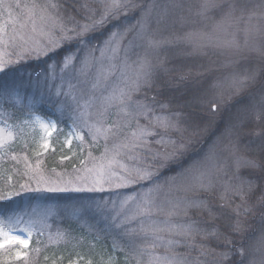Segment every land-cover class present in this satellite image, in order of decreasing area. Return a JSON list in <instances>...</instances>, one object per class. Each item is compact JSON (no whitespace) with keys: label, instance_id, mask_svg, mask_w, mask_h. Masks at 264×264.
Instances as JSON below:
<instances>
[{"label":"rangeland","instance_id":"obj_1","mask_svg":"<svg viewBox=\"0 0 264 264\" xmlns=\"http://www.w3.org/2000/svg\"><path fill=\"white\" fill-rule=\"evenodd\" d=\"M19 1L0 0V26H6L9 31L13 21L21 14L22 9L15 6ZM91 2L99 5L101 13L104 6L103 0H91ZM237 3H241L239 9L236 8L238 6ZM129 5L126 9V14L121 13V18L130 13V18L127 19L133 24L124 25L126 20L121 21L123 24L121 27H132L128 32L126 31L127 29L123 30L117 36L116 39L119 41L120 50L115 58L110 60L108 58L110 56L109 53L101 60V52L99 50L98 53H90L88 59L85 57V60L88 61V68L85 74H81L82 63H79L75 68H73L74 64L65 68L62 62L59 68H51L49 74L27 77L26 85L20 82L10 85L15 87L16 91L24 97V108L28 110V113L22 121L14 122L13 124L9 120H4V116L0 117V127L5 128V132L0 133V142L3 144V147H0V153L10 150L18 140L21 139L23 141L29 138L34 141L35 151H47L41 147L45 140L49 142V148H51L52 136L58 127L56 130L50 129L52 135L51 137L47 136L40 122L34 120L29 114L28 105L31 104L35 113L42 117L44 122L49 119L56 122L48 114V112L52 113L50 110L53 109L52 106L54 105L55 114L59 113V121H65L73 125L75 120V126L80 130L92 132L94 139H101L107 143L108 155H111L114 145L126 142L125 137H128L136 129L137 120L141 126L153 129L156 134L147 137V147L136 150L139 154V159L128 160L123 155L125 151L123 149H121L122 156L120 157L129 167L148 168L153 172L152 178L137 181L125 187L110 186L107 182L102 186L96 185L94 181L97 175V166L102 162L105 150L93 161L91 159L88 160V165H85L79 174L58 172L56 175H51L44 173L40 168L30 167L32 173L27 176L31 183L27 191H33L34 193L27 200L31 202L26 201V199L16 201L13 205L16 206L15 213L10 216L23 218L19 227H24L25 223L30 220L34 222L32 240L35 236L48 232L53 220L60 213L72 220L79 219L82 214L80 208L68 207L63 208V210L57 205L45 204L39 198L47 194L108 192L110 197L100 202L97 209L101 213L102 220H104L103 223L110 231L121 230V237L131 234L135 242L146 241L150 245L155 242L157 246L164 245V248L168 247L167 241L169 240H178L180 243H184L188 249H193L191 246L195 245L196 255L194 257H192L194 249L189 255L184 254L188 257L189 264H221L224 259L219 255L220 253L217 252V249H213L212 246L220 245L219 240L221 239H217L216 236L222 237L220 230H222L223 226L217 224L215 220H219L221 214H225L227 218H224L222 222H225L227 227H250L249 225L245 226V220L247 215H252V210L254 209L253 205L249 204L248 199L252 195L253 190H255V182L251 184L247 181L250 184L248 185L241 177L240 172L244 168H254L253 166L256 167V165L251 159L243 158L238 153L236 155L233 154L234 162L231 163L232 152L228 148L230 145L227 144L226 147L219 139V135H217V138H212L214 139L213 143L211 144L210 142L207 148L203 150L202 154H204L202 156L204 158L196 160L197 156L194 155L195 158L193 157L191 168L189 167L191 170L188 169L189 172H184L179 179L173 182L166 183L164 181L158 184L153 181L155 177L168 169V166L176 162L178 158L185 157L192 150L189 145L199 147L203 137L198 136L200 134L197 132H191L195 135L188 134L187 127H183L184 124L177 120L179 118L178 115L175 118H171L160 111H156L147 102V97L142 95V91L151 88L153 78L159 73L158 71L166 60L184 56L182 59H193L199 63L207 57L211 63V67H209L211 76L221 71L218 69L221 67L217 68L218 65L216 63L217 60H221L224 65L222 81L218 83L217 78L214 77L212 86H218L216 89L218 88V92L220 91L219 94L221 95L231 94L230 97H226L221 101L218 109L215 107L216 115L221 113L219 111L223 110L224 112L228 103L232 102L234 97L244 93V89L249 87L251 79H248L247 73L251 71L250 65L257 64L259 60L257 61L256 59L264 56V0H129ZM36 14L38 18L39 11ZM141 25H143L142 32ZM37 26H40L38 19ZM189 36L190 41L186 39ZM149 41L154 43L150 45ZM62 44L63 41L60 46L47 52L39 50L29 52L20 60L46 58L51 53L59 51ZM46 46V41H39L40 48ZM104 47L105 45L101 48L103 49ZM213 54L217 55V57L215 56L214 58ZM16 55L17 53L8 47L7 44L0 46V57H3V59H15ZM142 60H146L151 66L152 75L148 84H142L138 92L131 93V100L125 97V104L121 105L116 101L113 106L107 107L105 111L104 97L109 96L113 92L119 93L121 89L127 91V84L130 81L126 79L125 75H122L125 62L129 65L126 69L127 76L131 77ZM110 64L114 65L112 75L107 79H101L98 86L93 88V84L96 83L97 73ZM237 67L239 68L238 70L236 69ZM18 75L16 71L12 76L17 80ZM27 88H30V91ZM58 93L63 94L58 95ZM68 93L77 98L79 106H74L75 111L64 110L62 112V108L66 109ZM5 103L8 102L5 99H0V109ZM137 103L146 104L152 110L148 113L147 118L144 115L137 114ZM125 107L127 115L121 111V108ZM41 108H44L42 111L44 113L37 112ZM79 113H83V120L78 118ZM156 116L170 118L176 124V127L165 131V129L155 126L154 117ZM2 121H6V124L2 123ZM72 125L69 126L66 132L65 143L69 139L71 144L76 143L80 137L79 135H70L73 131ZM112 125H119V127L112 129V132L108 134L107 141L103 134H98L95 131L96 127L107 129ZM56 126H58L57 122ZM8 130H11L14 138H9L7 135ZM75 132L78 133L76 128ZM161 136L166 141H175L177 145L181 146L176 155L163 160V163H161L162 156L156 157L154 155L161 150V146L156 144V141ZM194 138L196 141H194ZM66 144L67 146L71 145ZM223 158L226 162L225 165ZM15 159V164H19L23 162L24 156L22 154L17 155ZM115 170L121 172L120 169ZM121 174L123 175L124 173L121 172ZM201 174H203L204 183H210L211 185L206 190L198 188L199 180L197 178L201 177ZM32 176L37 179L43 176L39 187L36 179L30 178ZM157 185L159 188L153 192L152 196L154 204L152 205L151 217L139 215L136 207L137 203H141L142 206L143 196ZM137 187L139 188L136 189ZM118 189H121V196L116 193ZM125 189L132 191L130 193L123 192ZM236 193H239V195ZM133 195H135L136 200H130L126 207H122V202ZM33 196H36V198ZM193 201L197 202L199 207H188ZM186 207H188V214L184 215L183 209ZM173 209H175L177 214L169 216L168 213ZM165 220L169 224L175 225L192 224L198 231H194L193 237L189 239L169 233L167 230L158 233L162 237L161 241H153L151 235L147 239L138 238L142 236L140 231L142 223L147 228L152 222L160 224ZM78 221L85 224L82 220ZM213 226L214 228L211 230ZM232 228L229 229L232 230ZM210 230L216 236L211 235ZM21 235H24V233H21ZM255 238H257L254 240L255 248L249 254V257L252 256V258L247 264H264V231L258 230ZM153 249L151 248V252ZM201 252L204 255H201ZM164 254L165 251L152 253V255L147 256L146 264H150L154 255ZM0 255L4 259H8L7 254Z\"/></svg>","mask_w":264,"mask_h":264},{"label":"trees","instance_id":"obj_2","mask_svg":"<svg viewBox=\"0 0 264 264\" xmlns=\"http://www.w3.org/2000/svg\"><path fill=\"white\" fill-rule=\"evenodd\" d=\"M19 2L23 5L29 0H20ZM38 2L43 4L46 0H38ZM56 2L60 6V13L67 26L77 30H79L78 25L91 24L100 16L99 9L101 8L91 0H56ZM237 5L236 8L239 9L241 3H237ZM129 14L122 18L120 14L118 18L109 19L104 25L92 28L84 37L83 43L79 39L63 41L60 50L51 53L46 58H30L13 64L0 75V89L11 87L10 85L19 82L26 85L27 77L49 74L51 68H59L64 58L69 54L76 56L75 66L73 65L75 68L85 60V57L88 59L90 53H98L113 32L118 33V36L123 30L127 29L128 32L132 26L123 28L121 21L126 20L124 25L133 24L127 19L130 18ZM215 56L217 57L213 54L214 58ZM183 57L166 60L158 71L159 73L153 78L151 88L143 90L142 95L147 97V102L156 111L171 118L178 115L177 120L184 124L183 127H187V133L195 135L191 132H197L200 134L198 136L203 137V140L199 147L189 145L192 150L185 157L178 158L153 181L158 184L164 181L169 183L179 179L184 172H189L188 169L191 170L190 166L195 158L194 155L197 156L196 160L204 158L203 150L210 142L213 143L214 139L212 138L217 135L226 147L227 144L230 145L228 148L232 152L231 163L234 162L233 154L236 155V153L243 158L251 159L256 167H247L240 172L246 183L247 181L251 184L255 182V190L248 199L254 209L252 215H247L245 220V226L249 225L250 227H238L239 231L234 230L236 227H227V224L222 222L227 216L221 214V218L215 222L224 227L221 228L223 231L220 230V235L228 236L232 243L226 246L221 237L220 245L212 246L219 253L229 252V259L223 260L221 264H247L252 258V256L249 257V254L255 248L256 232L264 231V56L256 59L259 60L257 64L250 65L251 71L247 73L248 79H251L249 87L244 89V93L234 97L224 112L223 110L219 111L221 112L219 115H216L213 106L218 109L221 101L231 95H221L218 88L216 89L218 86H212L214 77L217 78L218 83L222 81L224 65L221 60L216 61L217 68L221 67L218 68L221 71L211 76L209 73L211 63L207 57L199 63L193 59H182ZM16 71L19 74L17 80L12 76ZM27 89L30 91V88ZM52 108L50 110L52 113L48 112V114L56 120L58 128L52 136L51 148L44 152L35 151L34 141L29 138L23 141L18 140L10 150L0 153V190L16 192L10 201V197L0 200V216L7 217L14 214L16 208L13 206L14 203L25 199L28 201L27 199L34 193L27 191L29 187L22 190L20 188L21 184L30 186L29 177L24 174L25 171L29 174L32 173L30 167L40 168L44 173L51 175H56L58 172L79 174L80 170L88 165V160L93 161L105 150L107 143L101 139H94L92 132L80 130L76 126L80 137L76 143L67 146L64 140L71 125L65 121H59V113L55 114L54 105ZM43 109L41 108L37 112L44 113ZM2 110L4 120H9L12 124L22 121L28 113L24 107H18L11 103H5ZM196 139L194 138V141ZM21 154L24 156L23 162L15 164L16 159L13 157ZM223 162L225 165L224 158ZM249 183L247 184L250 185ZM130 191L132 190H123L127 193ZM116 193L121 196V189H118ZM45 194L47 193L45 192ZM33 197L36 198V196ZM109 197L108 192H92L87 194H47L39 198L43 203L54 204L61 209L80 208L82 214L79 219L72 220L60 213L53 220L48 232L35 236L31 240L28 250L30 264H70V262L71 264H105L110 258L114 264H146L147 256L165 251L166 248L161 244L151 252V248L147 247L150 245L148 242H135L131 234L121 237V230L110 231L103 223L104 220L97 209L99 203ZM78 220H82L86 225ZM213 228L214 226L211 230ZM58 233L63 235V239L57 240ZM141 247L145 249L142 254L138 251ZM172 247L183 255H189L194 249L192 257L196 255L195 245L191 246L193 249H188L184 243L173 244ZM241 248L244 249L243 256L239 253ZM0 258L3 257L0 255ZM10 264H23V261H11Z\"/></svg>","mask_w":264,"mask_h":264},{"label":"snow or ice","instance_id":"obj_3","mask_svg":"<svg viewBox=\"0 0 264 264\" xmlns=\"http://www.w3.org/2000/svg\"><path fill=\"white\" fill-rule=\"evenodd\" d=\"M103 9L101 10L100 16L97 20L93 21L91 24L85 23L78 25L79 30L74 27H68L63 15L60 13V6L56 0H46L45 3L41 4L38 0H29V2L21 5L19 2L16 3L17 8H21V14L17 17L12 23L11 30L9 31L6 26H0V46L7 44L8 47L12 48L16 53V58H9L7 60L0 57V73H4L9 67L13 64L20 62V59L29 52L33 51H44L54 50L61 45L62 41H71L73 39H79L82 43L84 42V37L86 34L92 30V28L97 26L104 25L109 19L118 18L121 13L126 14V9L130 6L129 0H103ZM37 10H39V16L37 18ZM147 15V13H146ZM37 19L40 22V26H37ZM143 31V25H141V32ZM139 35V33H138ZM118 33L113 32L109 40L105 41V47L100 50L101 60L105 58L107 54L110 53L108 58L111 60L116 57L119 52V41L116 39ZM39 37V39H37ZM190 41V36L186 37ZM44 40L47 42V46L44 48L39 47V41ZM150 45L154 42L149 41ZM76 60V56L69 54L64 58L63 67H71ZM129 67L127 63L124 64V70L122 75L126 76L130 82L127 84V91L121 89L119 93L113 92L109 96L103 98V103L107 107L113 106L114 102L118 101L119 104H125V97L128 100H131V93L138 92L141 88V85H147L152 72L151 66L146 60H142L137 67V70L132 74L131 77L127 76L126 69ZM88 68V61L85 60L82 62L81 74H85ZM114 65H109L106 68H102L97 73L96 83L93 84V88L97 87L101 79H107L113 73ZM63 93H58V95ZM0 99H5L8 103H11L18 107H24V97L16 91L15 87H9L5 89H0ZM70 101V102H69ZM74 106H79V101L77 98L68 93V101H66V109L62 108L61 111L68 110L70 112L75 111ZM86 107V105H85ZM137 114L144 115L147 118V115L152 111L148 105L137 103ZM215 108V106H213ZM29 114L33 117L34 120L40 122L41 127L46 132L47 136L51 137L52 131L56 130V122L49 119L47 122H44L43 118L38 116L35 113L34 108L31 104L28 105ZM126 115L127 109L121 108ZM4 116V112L0 109V117ZM78 118L83 120V113L78 114ZM155 126L165 129L167 131L170 128H175L176 124L166 116H156L154 117ZM6 124V121H2ZM27 123V121H25ZM118 128L119 125L109 126L107 129H102L101 127H96L95 131L98 134H103L105 140L108 139V134L112 132L113 128ZM5 132L4 127H0V133ZM155 131L145 126H141L137 120V127L134 131L130 133L128 137H125V141L122 144L114 145V148L111 152V155H108L109 149L107 145L105 146V153L102 157V162L97 166V175L94 183L96 185L102 186L105 182L109 183L110 186L115 187H125L137 181L151 179L153 172L148 168L132 166L129 167L128 164L120 158L122 156L121 149L125 150L123 155L127 157L128 160L139 159V154L137 149H145L148 145V136L155 135ZM9 138H14L11 130L7 131ZM70 135H79L75 132V120L73 121V131ZM95 138V137H94ZM66 143L71 144V140H67ZM156 144L161 146V150L157 151L154 155L156 157H163V160L170 158L171 156L176 155L180 149V145H177L175 141L165 140L163 136L156 141ZM0 147H3L2 142H0ZM45 150L49 149V142L47 140L41 145ZM169 149H171L169 151ZM55 151V149H52ZM15 159V157H13ZM66 158V157H63ZM62 158V159H63ZM26 159V157H25ZM26 167H28L26 165ZM115 169H120L121 172L116 171ZM28 172H25V175H28ZM203 174L201 177H198L199 180V189H208L211 187L210 183L205 184L203 179ZM31 179H36L37 186L39 187L43 176H40L38 179L35 176L30 177ZM115 178V179H114ZM29 187L28 184H21V190ZM159 186H155L154 189L149 190L142 198L141 203H137L136 207L138 209V214L144 217H151L152 215V205L154 200L152 198L153 192L156 191ZM55 190V189H49ZM239 195V193H236ZM16 195L15 191H3L0 190V200H3L7 197H12ZM135 201V195L127 197L122 202V207H126L129 201ZM188 207H199V204L195 201L191 202ZM188 207L183 209L184 215L188 214ZM177 214L175 209L168 213L169 216ZM22 217H3L0 216V254H7L8 259L5 260L0 258V264H10L12 260L23 261V264H30L29 260V248L32 232L34 230V222L28 221L25 223L24 227H19ZM163 225V226H161ZM167 230L169 233L182 236L185 239L193 237V232L198 231L194 228L192 224H169L167 220L162 221L160 224L152 222L145 228L143 223L141 225L142 236L138 238L147 239L149 235L153 241H161L162 237L158 233ZM239 231L238 226L234 229ZM24 233V235H21ZM212 235L216 236L215 233ZM217 239H221L220 236H216ZM63 239L62 234H57V240ZM225 245H230L232 241L228 236L222 237ZM173 244L179 245L180 241H167L168 247L165 249L164 255H154L150 261V264H189L188 257L186 255L180 254L175 251L172 247ZM156 243L147 245V247L155 248ZM144 248L141 247L138 251L142 254ZM241 256L244 255V249L239 250ZM201 255H204L201 252ZM224 260L229 259V252L225 251L219 254ZM71 264V262H70ZM105 264H114V261L110 258Z\"/></svg>","mask_w":264,"mask_h":264}]
</instances>
